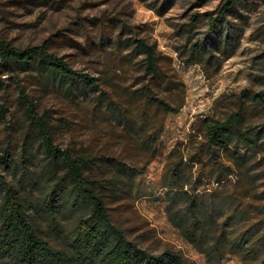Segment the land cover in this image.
<instances>
[{
	"label": "rangeland",
	"instance_id": "1",
	"mask_svg": "<svg viewBox=\"0 0 264 264\" xmlns=\"http://www.w3.org/2000/svg\"><path fill=\"white\" fill-rule=\"evenodd\" d=\"M225 2L0 0V40L19 47L46 43L73 68L100 78V86L94 89L75 79L47 77L33 68L12 72L0 63V102L10 107L6 119L0 116V154L8 137L20 146L31 127L24 111L27 104L19 99L23 88L40 114L49 113L57 143L99 161L111 156L141 169L133 194L119 200L108 198L116 222L130 230L132 237L146 238V244L154 248L175 247L198 264H210L170 222L162 177L170 152L195 150L205 140L208 122L242 112L245 127L264 130V104L260 103L264 0H237L225 18L212 25L207 14L217 16ZM138 37L147 38L160 53V83L146 73L145 55L133 43ZM170 77L181 79L184 87L171 89ZM149 90L181 105L179 111L166 113L149 103L145 97ZM125 113L145 120L148 133L162 128L156 141L158 155L150 162L151 153L141 146L142 136L128 132L122 118ZM260 142L264 147V134ZM33 149L38 165H43L38 142ZM258 159L259 165L250 171L252 194H264V150ZM101 164L87 174L110 176L112 172ZM195 177L200 178L198 170ZM202 180L207 186L217 185L212 178ZM219 264L243 262L230 254Z\"/></svg>",
	"mask_w": 264,
	"mask_h": 264
},
{
	"label": "trees",
	"instance_id": "2",
	"mask_svg": "<svg viewBox=\"0 0 264 264\" xmlns=\"http://www.w3.org/2000/svg\"><path fill=\"white\" fill-rule=\"evenodd\" d=\"M236 2L226 0L217 16L207 14L210 23L217 25ZM133 43L145 55L146 73L160 83L163 71L156 45L145 37ZM0 63L12 72L33 68L54 79H75L94 89L100 86L98 76L73 68L46 43L19 47L2 39ZM168 83L171 89L184 87L177 77H170ZM19 91L31 127L20 146L8 137L1 148L0 264H198L175 247L158 249L146 244V238L132 237L114 220L108 198L133 194L141 169L116 157L99 161L63 147L56 142L49 113L40 114L24 89ZM145 97L166 113L181 107L150 90ZM9 112L8 103L0 102V116L6 119ZM127 114H122L125 126L142 136L141 146L151 153L150 162L158 155L156 141L162 128L148 133L145 120ZM203 133L205 140L195 150L170 152L162 177L167 216L210 264H219L230 254L239 256L243 264H264V194H252L250 173L260 163L264 130L245 127L243 113L237 112L206 123ZM36 142L45 157L41 166L33 149ZM98 163L112 174H87ZM197 170L200 178L195 177ZM203 177L217 185L207 186ZM37 189L40 194H35Z\"/></svg>",
	"mask_w": 264,
	"mask_h": 264
}]
</instances>
